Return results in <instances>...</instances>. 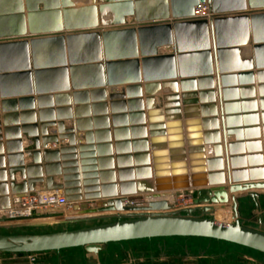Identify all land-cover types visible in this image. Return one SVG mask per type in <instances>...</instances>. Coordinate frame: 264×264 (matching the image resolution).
I'll return each mask as SVG.
<instances>
[{
    "label": "water",
    "instance_id": "obj_1",
    "mask_svg": "<svg viewBox=\"0 0 264 264\" xmlns=\"http://www.w3.org/2000/svg\"><path fill=\"white\" fill-rule=\"evenodd\" d=\"M203 3L210 6L209 17L197 15ZM165 47L171 52L163 53ZM90 93L103 111L111 101L114 125L122 123L127 136L119 151L135 154L138 182L122 184L120 192L106 157L111 152L97 131L99 119L108 125L107 118L95 112L93 132L92 120H83L93 117L89 106L76 115L69 108L71 95L81 105L90 102ZM161 93L165 109L154 105ZM155 114L161 117L155 120ZM76 132H84L83 143ZM262 135L264 0H89L80 6L73 0H0V211L43 184L72 203L77 217L67 222L113 219L49 232L0 231V254L77 248L99 254L112 243L177 237L264 254V221L246 225L240 212L247 196L260 210L264 159L256 139ZM61 141L67 144L49 149ZM131 172L122 171V181H133ZM190 190L197 207L173 211L167 195ZM135 195L146 203H132ZM231 201L232 222L217 220V207ZM60 212L1 218L0 228L41 225L32 222Z\"/></svg>",
    "mask_w": 264,
    "mask_h": 264
},
{
    "label": "rangeland",
    "instance_id": "obj_2",
    "mask_svg": "<svg viewBox=\"0 0 264 264\" xmlns=\"http://www.w3.org/2000/svg\"><path fill=\"white\" fill-rule=\"evenodd\" d=\"M142 204L143 197H135L132 201ZM251 202V201H250ZM260 210L253 203H248L240 210L246 225L259 226V220L264 221V197L259 201ZM184 206L176 204L173 211H183ZM232 209V207H231ZM63 217V216H62ZM217 220L232 222V214H216ZM61 218V217H60ZM84 221L71 223L66 220L54 223L51 219L33 221L41 225L2 226L3 233H33L49 232L63 229H74L111 221ZM21 260L16 264H264V257L247 252L243 248L225 246L216 242L199 241L195 239H159L135 240L106 245L99 254L85 249H73L60 252L33 254H0V264L4 260ZM27 260V261H24Z\"/></svg>",
    "mask_w": 264,
    "mask_h": 264
},
{
    "label": "crops",
    "instance_id": "obj_3",
    "mask_svg": "<svg viewBox=\"0 0 264 264\" xmlns=\"http://www.w3.org/2000/svg\"><path fill=\"white\" fill-rule=\"evenodd\" d=\"M75 2H77L76 0H73ZM85 1V0H84ZM87 4V3H86ZM80 6V5H79ZM132 18L131 17H128L127 21L129 22H132ZM247 56H250L251 53L248 52V54H246ZM116 91H121V88H118L116 89ZM110 92V89L108 90L107 94H109ZM180 94H182V92L180 91ZM254 95H255V100L258 102V105H259V96H260V91H259V84L256 82L255 86H254ZM109 96V95H108ZM162 96L163 94H159L155 97V102H154V105L156 106L157 109H165L164 108V101L162 99ZM88 97L90 98V102L88 104H81V105H76L74 104V101H73V96L71 95V103L69 105V108L71 110V112H73L74 115H76V112L78 109L82 108V107H87V105L89 106V111H90V114L93 116V117H86V119H83V120H92L91 123H92V126H93V129L95 128V125H94V113L97 112V116H99L100 118H107L108 120V125L104 124L105 122H103V120H100L99 119V125L97 126L98 127V130L97 131H100L101 132V138H100V141L102 142V144H104L103 146H105V149L108 150L109 152H111V155L107 154L106 157L107 158H111L112 162H111V166L109 167V170H111V172L113 173V181L115 182L116 186H117V190L120 192V189H121V185L124 184V183H130V182H134V184H137V173H136V162H135V158H134V152H132L131 154H125L123 153L124 150L122 151H119V149H122L123 147H119L118 144H122L124 143L127 139H126V132H124V127H123V124L122 123H118V126H122V127H118L116 128L115 125H114V122H113V112H112V107H111V101H109V99H107V103L105 104L106 105V111L102 110L103 107L100 106V102L98 101H94V95L92 93H90V95H88ZM96 97V96H95ZM96 99V98H95ZM94 105H97V108H94L93 106ZM146 103H145V112H146V121H147V128L149 127V124H150V116L148 114V110L146 108ZM106 112V115H104V113ZM107 116V117H105ZM164 117H166V114L164 113L163 114ZM158 117H161V115H156L154 116L153 119L155 120H158L156 118ZM66 124L67 126H74L75 125V119L74 120H68L66 121ZM108 126V129L107 127ZM128 129V138H130V141H132V130H131V127L130 125L127 127ZM121 130L119 132V137L116 136V130ZM106 130L109 131V137L104 133V132H107ZM123 131V132H122ZM51 133H55L57 132V129L54 128V129H51L50 130ZM93 132H95V129L93 130ZM137 133V132H136ZM187 134V133H186ZM76 135H77V138H78V141L83 143L85 141L84 139V132H76ZM24 147H25V154H26V163L27 164H31V156L29 154V150H31V145H30V141H29V138L24 136ZM230 140H234V137H231ZM256 140H259L260 142V146H261V149H262V156H263V159H264V136L262 135L259 139H256ZM3 145L4 147L6 148V138L4 136L3 138ZM63 144H67L66 141L63 142L61 141L59 144L55 145H50L49 146V149H55V148H58L59 146L63 145ZM119 147V148H118ZM132 151H134V148H133V145H132ZM248 148L247 146L245 147V156H248ZM119 152H121V154H119ZM129 156L131 157L129 159ZM121 158V160H119ZM123 158H126V159H123ZM247 163V169L250 168L249 166V160L246 161ZM122 165V166H120ZM132 165V167H130ZM264 169V165L261 167ZM129 170H132V172L130 173L132 178H134L133 181H130V179L128 180H123L122 181V177H121V172H129ZM129 177V178H130ZM17 181L20 182L22 181V178L20 176V173L17 174ZM56 182H59L58 178L56 179ZM207 187L209 188L210 185H207ZM38 189H44L45 190V185L43 184H40V185H37V190ZM177 193V192H175ZM174 193V194H175ZM135 197H139L138 195H135ZM264 196H261L258 201H260ZM251 201V202H250ZM248 203H253L255 205V201L253 200V198H251L250 196H247V197H244L241 199L240 201V210L243 211V208L245 209V205L248 204ZM260 204V202H259ZM261 205V204H260ZM256 207V205H255ZM261 207V206H260ZM52 212H60V211H52ZM60 213H62L63 217L61 216L58 217V218H53L51 219L52 222H49L47 221L48 223H54V222H57V221H62V220H67L68 218H73V217H77V216H73V217H67L65 216V211H61Z\"/></svg>",
    "mask_w": 264,
    "mask_h": 264
},
{
    "label": "built area",
    "instance_id": "obj_4",
    "mask_svg": "<svg viewBox=\"0 0 264 264\" xmlns=\"http://www.w3.org/2000/svg\"><path fill=\"white\" fill-rule=\"evenodd\" d=\"M197 15L209 17V4L203 3L197 10ZM174 197L175 200L172 202L174 207L176 204H180L184 206L183 211L197 207L195 202L197 195L195 191H178L175 193ZM144 203H146L145 200L142 204ZM52 211H72V203L67 200L65 194L61 191L38 189L34 194L15 198L12 201L11 208L2 211L0 219L30 217L34 212L41 213Z\"/></svg>",
    "mask_w": 264,
    "mask_h": 264
},
{
    "label": "bare ground",
    "instance_id": "obj_5",
    "mask_svg": "<svg viewBox=\"0 0 264 264\" xmlns=\"http://www.w3.org/2000/svg\"><path fill=\"white\" fill-rule=\"evenodd\" d=\"M77 2V4L78 5H86V3L89 1V0H76ZM171 50H172V48L171 47H165V48H163L162 49V52L163 53H168V52H171ZM175 194H171V193H169L168 195H167V198H169V200L171 201V202H173L174 200H175ZM231 198H232V196H231ZM231 207H232V201H231V203L229 204V205H227V206H225V207H221V206H219V207H217V209H218V213H223V215H229V214H232V209H231ZM223 208H225V210H222ZM1 214H2V211H0V217H1ZM65 216H67V217H73V216H75L74 215V213L72 212V211H65ZM220 221V220H219ZM223 222H226V221H223ZM227 223H228V221H227Z\"/></svg>",
    "mask_w": 264,
    "mask_h": 264
},
{
    "label": "trees",
    "instance_id": "obj_6",
    "mask_svg": "<svg viewBox=\"0 0 264 264\" xmlns=\"http://www.w3.org/2000/svg\"><path fill=\"white\" fill-rule=\"evenodd\" d=\"M156 240H159V239H195V240H199V241H208V242H216V243H219V244H223L225 246H231V247H239V248H243L244 250H246L247 252H251L253 254H257L261 257H264V254L261 253V252H258V251H255V250H252V249H249V248H246V247H243V246H240V245H237V244H232V243H229V242H224V241H219V240H214V239H208V238H184V237H177V238H155ZM150 240H154V239H150ZM112 244H115V243H112ZM111 245V244H110ZM77 249H82L84 250V248H77ZM73 250V249H72Z\"/></svg>",
    "mask_w": 264,
    "mask_h": 264
}]
</instances>
